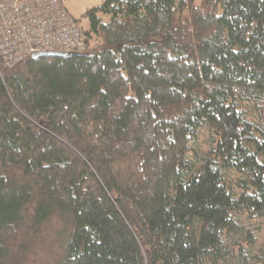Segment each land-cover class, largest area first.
I'll return each instance as SVG.
<instances>
[{
    "label": "trees",
    "instance_id": "16d2710c",
    "mask_svg": "<svg viewBox=\"0 0 264 264\" xmlns=\"http://www.w3.org/2000/svg\"><path fill=\"white\" fill-rule=\"evenodd\" d=\"M86 17L0 68V264L53 234L50 264H264V0Z\"/></svg>",
    "mask_w": 264,
    "mask_h": 264
},
{
    "label": "built area",
    "instance_id": "2783aa9c",
    "mask_svg": "<svg viewBox=\"0 0 264 264\" xmlns=\"http://www.w3.org/2000/svg\"><path fill=\"white\" fill-rule=\"evenodd\" d=\"M85 32L61 0L0 1V68L33 53H82Z\"/></svg>",
    "mask_w": 264,
    "mask_h": 264
},
{
    "label": "rangeland",
    "instance_id": "374dc122",
    "mask_svg": "<svg viewBox=\"0 0 264 264\" xmlns=\"http://www.w3.org/2000/svg\"><path fill=\"white\" fill-rule=\"evenodd\" d=\"M62 1L64 5L68 8L71 16L79 22L80 27L85 32L88 31L90 28V22L87 17L85 18V13L88 10L95 9L96 7H99L105 3V0H62ZM205 142L206 139L203 137V139L200 142L202 144V147H205ZM262 227H263L262 235L264 236V222L262 223ZM52 236L53 239L51 243H50L51 237L48 238L49 240L48 242L44 239V241L46 242L45 244H41L40 241L42 239H40L38 243L37 241H34L35 243L31 249V253H29L27 256L26 255L22 256V254L21 255L19 254L20 258H17L19 260L17 264H50V257L51 255H53V253H51V250L53 249L52 245L54 242V234Z\"/></svg>",
    "mask_w": 264,
    "mask_h": 264
},
{
    "label": "water",
    "instance_id": "95a60500",
    "mask_svg": "<svg viewBox=\"0 0 264 264\" xmlns=\"http://www.w3.org/2000/svg\"><path fill=\"white\" fill-rule=\"evenodd\" d=\"M65 56H68L66 53H50V52H42V53H33L32 54V59L34 60H38V59H42V57L45 58H53V57H59V58H65Z\"/></svg>",
    "mask_w": 264,
    "mask_h": 264
}]
</instances>
